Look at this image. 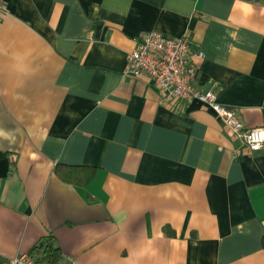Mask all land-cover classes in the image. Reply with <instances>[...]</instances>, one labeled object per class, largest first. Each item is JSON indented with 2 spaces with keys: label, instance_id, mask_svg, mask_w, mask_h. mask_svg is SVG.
I'll return each instance as SVG.
<instances>
[{
  "label": "crops",
  "instance_id": "1",
  "mask_svg": "<svg viewBox=\"0 0 264 264\" xmlns=\"http://www.w3.org/2000/svg\"><path fill=\"white\" fill-rule=\"evenodd\" d=\"M4 4L0 264L49 233L56 264H264V148L125 73L143 32L188 33L193 84L264 126V0ZM57 163L96 169L77 186Z\"/></svg>",
  "mask_w": 264,
  "mask_h": 264
},
{
  "label": "built area",
  "instance_id": "2",
  "mask_svg": "<svg viewBox=\"0 0 264 264\" xmlns=\"http://www.w3.org/2000/svg\"><path fill=\"white\" fill-rule=\"evenodd\" d=\"M4 0H0V17L4 12ZM200 49L192 50L188 33L165 36L156 30L143 32L136 46L127 54L125 73L142 77L152 83L163 102L196 99L223 122L229 132L242 140L251 150L264 148V126L247 127L232 108L220 103L212 88L193 84L196 74L194 58H201ZM6 264L39 263L27 252L8 258ZM66 264H70L66 262Z\"/></svg>",
  "mask_w": 264,
  "mask_h": 264
},
{
  "label": "trees",
  "instance_id": "3",
  "mask_svg": "<svg viewBox=\"0 0 264 264\" xmlns=\"http://www.w3.org/2000/svg\"><path fill=\"white\" fill-rule=\"evenodd\" d=\"M95 169L92 165L57 163L53 171L62 181L83 186L93 177ZM261 244L264 248V233L261 237ZM27 253L32 255L37 262L46 264H56L62 257L60 248L50 233L39 238Z\"/></svg>",
  "mask_w": 264,
  "mask_h": 264
}]
</instances>
